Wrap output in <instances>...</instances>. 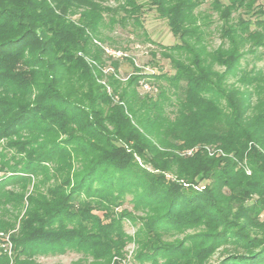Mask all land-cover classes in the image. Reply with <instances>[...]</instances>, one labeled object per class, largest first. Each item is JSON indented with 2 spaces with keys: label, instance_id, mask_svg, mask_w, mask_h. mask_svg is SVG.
Wrapping results in <instances>:
<instances>
[{
  "label": "trees",
  "instance_id": "16d2710c",
  "mask_svg": "<svg viewBox=\"0 0 264 264\" xmlns=\"http://www.w3.org/2000/svg\"><path fill=\"white\" fill-rule=\"evenodd\" d=\"M204 1L0 0V199L32 183L0 264L68 251L108 264L130 240L122 224L134 217L115 212L127 196L145 215L139 264H209L216 252L214 264H264V77L242 65L264 59V0H211L223 22L212 50ZM148 8L179 39L161 46L174 73L130 59L122 83L106 33L143 30ZM186 229L197 232L173 239Z\"/></svg>",
  "mask_w": 264,
  "mask_h": 264
},
{
  "label": "rangeland",
  "instance_id": "374dc122",
  "mask_svg": "<svg viewBox=\"0 0 264 264\" xmlns=\"http://www.w3.org/2000/svg\"><path fill=\"white\" fill-rule=\"evenodd\" d=\"M211 0H205L198 10L205 11L210 15V24L208 27L209 36L206 38L208 42L207 50H212L217 48L221 39L219 37V28L223 23L222 20L218 17L216 13L210 12L208 10L209 3ZM258 3V2H257ZM261 3V1L259 2ZM264 7V2H263ZM241 10L232 13V19L235 21L239 16H241ZM246 16V15H243ZM143 30L138 29L134 33H129L127 30H122L116 27L114 30L107 32V36L110 38V42L106 45L108 49L121 51L126 56L121 59L119 62L118 68V77L122 79V83H125L127 77L132 73V66L129 63V60H133V64L137 66L140 71L147 73H156L157 71L171 75L174 73L173 68L171 67L169 61L160 56L161 46H169L179 42V39L175 37L169 30L165 20L160 19L155 13L154 9H146L142 17ZM147 36V38H146ZM112 40V41H111ZM259 50L256 54H247L242 59L243 67L250 69L255 68L261 72V75L264 77V59H261L259 56ZM154 54V58L152 56ZM128 58V59H127ZM109 66V65H106ZM105 68V67H103ZM140 94L148 93L150 95L156 94L157 83L153 80H140ZM144 85L152 87L150 91H147L144 88ZM114 100H117V97H114ZM5 146L3 143H0V153L9 155L7 150H3ZM194 148H199L195 146ZM190 151L188 154L187 152ZM178 156L182 155H192V149H184L179 151H174ZM207 154L209 157L221 155L225 157L226 155L220 150H208ZM1 160V157H0ZM245 173L250 174L249 168L245 161L241 164ZM5 174V172L0 171V177ZM10 174V173H8ZM174 175L172 173H166L165 179L174 180ZM43 188V187H42ZM203 187H200L201 191ZM44 190V189H42ZM32 191V183L28 186H25V189L21 190V185L8 186L5 192H8V197L0 199V253L6 255L11 262L13 258V243L12 236L16 233L18 229L19 219L24 212V207L19 204L21 202L22 196H28ZM8 203H4L5 199ZM127 210L131 212V216L134 217L133 220L126 218L123 220V231L129 236L130 240L126 243L122 252L119 256L113 257L108 264H139L136 257L139 255L140 245L139 239L137 238V231L140 229L139 224L141 218H145V215L140 212L133 210L132 203L130 202V196H127L124 200L122 206L116 209L115 212L119 213L121 210ZM264 216V213H263ZM8 224L9 227L1 228V225ZM14 225V226H13ZM197 232L195 229H186L180 233H176L173 236V239L176 241L185 240L186 236H191ZM139 236V235H138ZM219 257V252H216L211 259L209 264H214L217 262ZM37 264H78L81 259L80 255L68 251L64 254L58 253H49L44 254L35 258ZM86 264L90 261H85Z\"/></svg>",
  "mask_w": 264,
  "mask_h": 264
},
{
  "label": "built area",
  "instance_id": "2783aa9c",
  "mask_svg": "<svg viewBox=\"0 0 264 264\" xmlns=\"http://www.w3.org/2000/svg\"><path fill=\"white\" fill-rule=\"evenodd\" d=\"M104 53L112 58V59H115V60H121L123 59L126 54H124L123 52L121 51H116V50H111V49H108L107 47L104 48ZM110 69H105V72L109 71ZM144 88L147 90V91H150L151 89H153L152 87H148L147 85H144ZM154 91H156V89H153ZM188 154L190 153V151L187 152Z\"/></svg>",
  "mask_w": 264,
  "mask_h": 264
}]
</instances>
